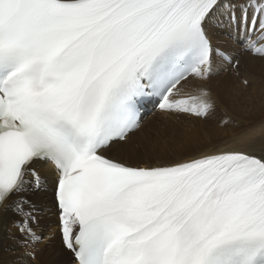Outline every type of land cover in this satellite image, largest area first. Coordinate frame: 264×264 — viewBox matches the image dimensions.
Instances as JSON below:
<instances>
[{
    "label": "snow or ice",
    "instance_id": "obj_1",
    "mask_svg": "<svg viewBox=\"0 0 264 264\" xmlns=\"http://www.w3.org/2000/svg\"><path fill=\"white\" fill-rule=\"evenodd\" d=\"M225 17L264 58V0H0V209L20 217L24 260L41 240L25 194L44 186L47 164L71 264H264L255 132L198 154H108L147 103L209 116L210 93L183 84L209 78L214 56L238 66L209 35Z\"/></svg>",
    "mask_w": 264,
    "mask_h": 264
},
{
    "label": "bare ground",
    "instance_id": "obj_2",
    "mask_svg": "<svg viewBox=\"0 0 264 264\" xmlns=\"http://www.w3.org/2000/svg\"><path fill=\"white\" fill-rule=\"evenodd\" d=\"M218 24H220L221 30L210 27L209 35L212 40V45L214 48H218L223 50L226 53L231 54L233 56L232 63L234 64L237 60L239 61V66L244 65V71H238V69H232L231 71L226 72V74L222 77V82H220L219 78L212 79V76L219 75L218 71L221 69L220 65H224L225 61L217 56H214V65H213V74L206 80L203 81L198 78H190L186 83L183 84V88L186 87L185 92H189L192 94H197L198 89H205L210 93L211 96H214L215 102L214 108L212 112L209 114L207 118H202L205 120H219L223 118L233 119L234 122L231 124V130L238 128L241 126V122L239 119L236 120L235 117H231V114L237 115L239 118L242 117V107H239L238 103L232 102L230 104L229 99H225L220 96V90L222 87L229 86L233 88H238L242 85L239 84L238 80L242 82L243 80H247L248 78H252L253 76H257V72L259 69L264 70V58L253 55L251 52L244 51L242 46L235 40L234 33L231 31V25L227 20V17L223 18ZM231 33V34H230ZM230 44L232 46H230ZM229 45V46H226ZM258 56V57H255ZM223 61V62H222ZM231 65V64H229ZM232 68V67H231ZM241 74V75H240ZM258 77V76H257ZM259 78V77H258ZM250 81V80H249ZM252 83V82H251ZM241 95V91L238 92ZM245 95V94H243ZM214 101V100H213ZM245 102V98H242L240 102ZM247 103V102H246ZM229 104V105H228ZM237 106V108L235 107ZM226 114L223 116L222 114ZM220 112V113H218ZM256 114L257 109L255 110ZM244 116H247L250 120L253 118V115L250 116L248 113H244ZM166 114L162 112H155L151 115L146 116L141 121V128L132 134L130 141L128 144H114L109 150L108 154L116 157L126 158L129 156L135 157L137 153H134L132 146L130 145L133 141H140L141 132L146 130L147 126L151 124L150 127H155V121L157 122L165 116ZM160 119H156V117H160ZM182 120H195L198 122H204L203 120L198 119L194 116H180L178 117ZM242 119V118H241ZM240 119V120H241ZM224 120V119H223ZM249 126V125H248ZM251 126V125H250ZM249 126V127H250ZM255 126V125H254ZM252 126L251 128H246V130L238 131H227L226 134H223L225 137H228V141L223 144L218 145L212 150H221L226 149L228 147L235 146L233 141L234 138L249 131H253L257 136V144L256 147L259 149L261 142H264V119L261 121V124L257 126ZM242 129V128H241ZM149 131V129L147 128ZM140 133L139 136H134L135 134ZM147 140L143 141L145 143ZM227 143V144H226ZM133 144V143H132ZM210 150H206L204 152H208ZM202 153V152H200ZM198 154V153H194ZM37 171L40 176L44 179V186L35 191H29L26 194V198L32 201V204L35 206V216L36 222L32 224L33 229L36 233L41 237V240L38 244L34 245L36 251V259H28L24 260L22 257V253L24 252V248L17 244V238L19 237L18 228L14 226L13 221L19 219L20 217L15 216L11 210L5 211L0 209V264H67L68 263V255L64 251L61 250L60 239L56 243L58 248L56 254H47L44 259L42 258V254L50 248L51 240L48 239V230L51 228H56V234L54 238L58 236L59 238V223L57 214L54 212V203H50V188H51V180L55 177L54 172L51 170L50 166L47 164H42L37 166ZM45 237V238H44Z\"/></svg>",
    "mask_w": 264,
    "mask_h": 264
},
{
    "label": "rangeland",
    "instance_id": "obj_3",
    "mask_svg": "<svg viewBox=\"0 0 264 264\" xmlns=\"http://www.w3.org/2000/svg\"><path fill=\"white\" fill-rule=\"evenodd\" d=\"M214 27L219 29V31L221 30L220 24H217ZM231 31L234 33L232 26H231ZM230 46L232 45L230 44ZM220 66L221 69L218 71L219 75L212 76V79L219 78L220 82H222V77L226 74V72L231 71L232 69H238V71H244V65L239 66L238 64L236 68H233L232 65H229L228 63L225 62L224 65H220ZM257 76H253V79L252 78L250 79L248 78L247 80L242 79V82L238 80L239 84L242 83V85L239 86L238 88L225 86L222 87V89L220 90V96L225 99H229L230 104H232V102H235L238 103L239 107H242L241 110L242 119L239 118L237 115L234 114L230 115L231 117H235L236 120L239 119L240 122L242 121L240 127L231 130L232 127L231 124L234 122V120L230 118H223L224 120L219 119L214 121L212 120V118L210 119V121L201 118V120H203L204 122H198L195 120H188V119L182 120L174 115H165L160 120V122L159 120L157 122L155 121V127L152 126L149 128V126H151V124H149L147 126L149 131L147 130V128H145L146 130L141 132V135L142 134L144 135L141 137L140 141L135 140L132 142L133 144L132 143L130 144L132 146L134 153L143 154L145 151L152 149H155L156 151H161L165 147L175 148L177 150V153L179 152H188L190 154L200 153L206 150H212V148L214 149L215 147H218V145L227 142L229 138L223 135L226 134L227 131H238L237 129H239L240 131L246 130L247 127L251 128L254 125L257 126L261 124V121L264 119V70L259 69L257 72ZM207 79L203 81H206ZM245 81H247V83H245ZM186 89L187 88L184 87V91H186ZM240 91L242 92L241 95L238 93ZM209 93L212 94V92L210 91ZM211 98L212 101L214 100L213 102H215L214 96H211ZM242 98H245V102L242 101L240 102ZM235 107L237 108V106ZM256 109L257 112H259L258 114H256L255 112ZM244 113H248L250 116L253 115V118L247 120L248 117L244 116L245 115ZM223 116H226V114H223ZM161 117L162 116L156 117V119L158 118L160 119ZM248 125L251 126L249 127ZM136 135L139 136L140 133H137L134 136ZM145 140L147 141L143 143V141ZM52 201L53 200H52V189H51L50 190L51 204ZM58 223H59V219H58ZM47 230L49 232L48 239L51 240V245L50 248L42 254V258L44 259L51 258V257L45 258V255L47 254L49 255L52 253L53 254L57 253L58 248L56 246V243L59 241L58 236L54 238V235L56 234L57 231L56 228H51Z\"/></svg>",
    "mask_w": 264,
    "mask_h": 264
}]
</instances>
